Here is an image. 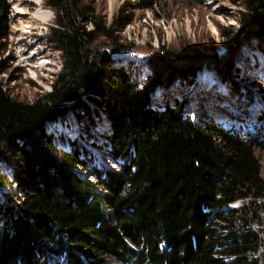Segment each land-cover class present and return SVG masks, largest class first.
Masks as SVG:
<instances>
[{"label": "trees", "instance_id": "16d2710c", "mask_svg": "<svg viewBox=\"0 0 264 264\" xmlns=\"http://www.w3.org/2000/svg\"><path fill=\"white\" fill-rule=\"evenodd\" d=\"M47 5L62 60L52 89L20 102L0 85V164L10 172L0 188L13 183L20 193L18 209L0 207V264H264V182L253 150H264V136L246 143L198 126L180 105L151 110L149 92L162 78L138 89L94 45L110 29L86 30L75 0ZM244 9L241 36L229 39L237 51L264 38V0H244ZM6 10L0 0V39ZM229 53L231 67L241 54ZM93 108L109 122L110 154L120 162L88 181L77 170L87 171L78 148L58 151L45 131L69 113L85 123Z\"/></svg>", "mask_w": 264, "mask_h": 264}, {"label": "rangeland", "instance_id": "374dc122", "mask_svg": "<svg viewBox=\"0 0 264 264\" xmlns=\"http://www.w3.org/2000/svg\"><path fill=\"white\" fill-rule=\"evenodd\" d=\"M75 1L91 19L80 17L86 30L94 29L95 23L110 29L109 37H98L94 45L109 52L114 69L128 74L140 90L162 78L149 92L151 110L180 105L181 113L198 126L214 125L238 133L246 143L264 136V38L243 45L240 51L229 40L235 33L241 36L238 20L245 11L244 0ZM48 2L6 0L0 85L16 101L33 102L49 92L61 71V55L49 39L56 14ZM45 12L47 18L42 15ZM230 51L233 57L241 54L231 67ZM91 110V120L85 123L69 113L46 125L45 131L58 151L68 152L70 145L78 148L87 171L77 170L88 181L93 180L94 171H118L120 162L110 154L109 122ZM253 150L264 182V150ZM0 175L10 177L9 168L0 164ZM19 194L13 183L0 188V207L7 204L18 209ZM239 206H228L223 216ZM261 213L259 228L264 231V206ZM49 264L65 262L55 257Z\"/></svg>", "mask_w": 264, "mask_h": 264}, {"label": "bare ground", "instance_id": "6f19581e", "mask_svg": "<svg viewBox=\"0 0 264 264\" xmlns=\"http://www.w3.org/2000/svg\"><path fill=\"white\" fill-rule=\"evenodd\" d=\"M20 13H21V12H20ZM42 15L44 16V18H47V17H48V13H47V12L43 13ZM43 16H42V17H43Z\"/></svg>", "mask_w": 264, "mask_h": 264}]
</instances>
